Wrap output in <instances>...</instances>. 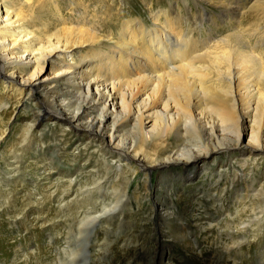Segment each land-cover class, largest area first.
<instances>
[{"label": "bare ground", "instance_id": "bare-ground-1", "mask_svg": "<svg viewBox=\"0 0 264 264\" xmlns=\"http://www.w3.org/2000/svg\"><path fill=\"white\" fill-rule=\"evenodd\" d=\"M57 2L42 0L41 6L34 7L30 0H0V91H7L17 104L31 110L24 128L26 147L34 148L37 164H56L55 156L47 152L53 155L56 147L49 148L43 136L37 143L31 142L33 129L42 121L59 124L61 134L68 129L76 131L73 135L78 143L86 141L84 147L91 145L97 161L105 168L103 176L94 175L91 183L84 186L69 176L59 203L78 227L64 228L65 237L58 248L55 240L49 241L53 252L58 250L60 255L51 264H98L92 254L98 230L103 228L108 235L109 223L116 221V232H122L121 214L131 206L140 211L139 222H145L134 226L144 240L140 249L150 252L146 255L149 264H162L166 252L161 239L176 233L173 238L168 237L183 245L190 232L185 220L170 209L174 188L169 185L172 179L167 181L168 173L176 167L197 169L216 155L239 147L247 130L251 148L242 149V156L253 159L264 153V59L253 52L235 56L228 46L220 52L197 47L192 44V36L184 35L168 17L160 23L153 15V28L148 29L140 20L120 18L119 23V16H113V32L104 30V23L98 18L75 12L73 0L66 14ZM198 2L202 4L201 0ZM47 3L50 20L42 13ZM114 3L109 0L108 7L119 14L121 2ZM146 6L149 10V4ZM221 7L228 15L236 8L225 3ZM36 8L40 13H36ZM224 12L222 16L226 15ZM205 14L200 15V20ZM221 42L225 45L227 39ZM47 68L49 73L44 75ZM36 93L40 97L33 102ZM7 105L4 103L0 110ZM123 130L133 133L131 141L127 133L121 134ZM149 144L163 149L152 155L145 149ZM168 144L173 147L165 149ZM75 160L73 155L72 162ZM244 162L247 164L249 159ZM152 170L160 172L164 197L149 192L155 187L148 182V172ZM201 171L206 173L204 168ZM236 176L234 173L223 186L229 188ZM133 177L138 182L142 179V185L138 183L129 191ZM181 177L178 174L175 180ZM149 185L152 186L147 188ZM72 186L78 190L73 192ZM138 190H144V194ZM220 191L219 200L226 195ZM237 193L235 204L243 199L241 192ZM69 194L74 195L71 202ZM247 197L257 202L250 206L251 218H259L254 230L263 236L264 192L251 189ZM157 206L160 220L151 217ZM117 241H110V245ZM129 243L120 247L126 259Z\"/></svg>", "mask_w": 264, "mask_h": 264}, {"label": "rangeland", "instance_id": "rangeland-1", "mask_svg": "<svg viewBox=\"0 0 264 264\" xmlns=\"http://www.w3.org/2000/svg\"><path fill=\"white\" fill-rule=\"evenodd\" d=\"M40 1L42 0H30L34 2V7L41 6ZM57 1L61 12L68 13L71 0ZM114 1L116 3L117 0ZM201 1L202 4L198 0H120L121 11L116 14L113 8L108 7L109 0H73V7H76L73 10L98 18L104 23L102 25L104 30L112 29L113 32L116 31L110 24L113 16H119V23L124 18L140 20L148 29L153 28L154 23L151 20L153 15H157L160 23L166 21L168 17V21H174L173 23L181 28L184 35L186 34L187 37L190 35L189 38L192 36V44L197 47L220 52L224 46H228L235 56L240 52H253L264 59V0ZM221 3L236 7L235 12L230 10L232 14L228 15V11L222 10ZM79 4L82 5L79 7ZM146 4H149V10ZM48 6V3L44 4L42 12L46 20L51 18ZM41 10L40 7V12ZM40 12L36 11V13ZM204 12H206L204 19L200 20V15ZM221 12L226 15L222 16ZM77 13H75L76 17H78ZM223 39H227L228 44L224 45L221 42ZM47 73H49L48 68L43 71L44 75ZM39 97L36 93L33 102ZM4 103L8 105L7 108L0 110V264H51L54 261L53 258L57 256L58 259L60 255L57 253L58 250L53 252L49 241L55 240L58 248L65 237L64 228L78 227V223H72V218L63 211L59 203L60 196L67 187L69 176L73 180L77 179L76 181L84 186L91 183L94 175L103 176L105 168L97 161L91 145L84 147L86 141L83 144L77 142V137L73 135L76 131L68 129L61 134L59 124L44 123V121L33 129L34 142L31 143H37V140L43 136L47 143L49 142V145L47 144L49 148L56 147L53 155L51 154L53 152L47 151L49 156H55L56 164H51L50 167L37 164L34 148H27L24 142V128L29 123L27 118L31 110L24 108L22 103L17 104L14 96H9L7 91L2 90L0 91V107ZM247 132L239 147L230 148L226 150L227 152L216 155L215 159L206 161L197 169L185 167L180 170L176 167L168 173L169 176H165H168L167 181L172 179L169 185L174 188L170 196L172 197L170 209H175L178 216L185 220L183 223L189 226L190 232L186 235L183 245H180L172 239L176 233L171 234L163 230L166 234H170L161 239L164 241V252H166L165 262L162 264H234V261L236 264H259L260 261L264 262V218H262L263 228L261 229L263 236H260V233H255L254 230V222L256 223L255 220L259 218H251L253 213L250 210V206L257 202L247 197L251 189L260 193L264 192V153L253 159L248 158V155L242 156V149L251 148L248 142L250 131L247 130ZM81 134L79 139L82 140ZM121 134H126L131 141L130 138L133 136L131 131L123 130ZM172 147L168 144L164 148ZM145 149L148 153L155 155L159 154L163 148L149 144ZM72 154L76 156L75 162H72ZM247 159L249 162L244 164ZM254 160L255 162L251 163ZM203 168L206 173L201 171ZM79 170H81L80 173ZM148 173V182H153L155 186L150 188L152 185H149L147 187L150 188L149 192L153 191L154 194L158 193L160 197H164L165 187L160 189V172L152 170ZM234 173L237 175L234 184L229 188L223 186L226 180L233 178ZM178 174L182 177L176 181ZM135 178H132L134 183L129 186V191L139 184L142 185L143 180L138 182ZM71 190L74 192L78 190V187L72 186ZM220 190L226 192L221 200L217 196ZM140 192L143 193L144 190ZM237 192H241L243 198L242 200L239 198V204L234 203ZM73 196L68 198L70 200L68 202L74 200ZM219 205H221L220 208ZM159 209L157 206L151 215L155 220H160ZM136 210L135 206H131L121 214L123 219L121 225L124 229L122 232H116L115 228L118 225L116 221H113L114 224L109 223L111 230L108 235L103 228L98 230L95 248L92 250L93 259H98V264H149V258L146 255L149 256L150 252L140 249L143 247L144 240L140 236V231L134 228L145 223L139 222L138 216L141 213ZM154 226L152 229L156 232L158 229ZM172 230L175 231V229ZM117 239L116 244L110 245V241ZM126 241L130 242L127 251L125 250L128 253V259L120 249L124 243H127ZM154 264H160V262L155 261Z\"/></svg>", "mask_w": 264, "mask_h": 264}]
</instances>
